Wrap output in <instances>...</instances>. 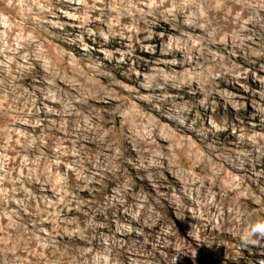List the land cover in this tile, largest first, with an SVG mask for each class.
I'll return each instance as SVG.
<instances>
[{"label": "rangeland", "instance_id": "1", "mask_svg": "<svg viewBox=\"0 0 264 264\" xmlns=\"http://www.w3.org/2000/svg\"><path fill=\"white\" fill-rule=\"evenodd\" d=\"M264 0H0V264H264Z\"/></svg>", "mask_w": 264, "mask_h": 264}, {"label": "clouds", "instance_id": "2", "mask_svg": "<svg viewBox=\"0 0 264 264\" xmlns=\"http://www.w3.org/2000/svg\"><path fill=\"white\" fill-rule=\"evenodd\" d=\"M240 242L243 247H256L264 242V220L250 224L241 234Z\"/></svg>", "mask_w": 264, "mask_h": 264}]
</instances>
